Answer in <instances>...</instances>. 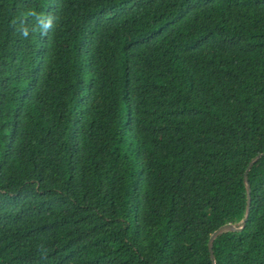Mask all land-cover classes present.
<instances>
[{"label": "trees", "instance_id": "16d2710c", "mask_svg": "<svg viewBox=\"0 0 264 264\" xmlns=\"http://www.w3.org/2000/svg\"><path fill=\"white\" fill-rule=\"evenodd\" d=\"M263 152L264 0H0V264H211ZM247 177L215 264H264Z\"/></svg>", "mask_w": 264, "mask_h": 264}, {"label": "water", "instance_id": "95a60500", "mask_svg": "<svg viewBox=\"0 0 264 264\" xmlns=\"http://www.w3.org/2000/svg\"><path fill=\"white\" fill-rule=\"evenodd\" d=\"M264 157V152L261 153V154H258L257 156H255L247 170H246V173H245V183H246V209H245V217H244V220L242 221V224L240 225V227H235L231 224H226V225H223L219 228H217L212 234H211V238H210V241H209V244H208V252H209V258H210V261H211V264H215V259H214V256H213V253H212V248H213V242L215 240V238L223 233V232H227V231H239L241 229H243V227L245 226V223H246V220L248 218V214H249V210H250V191H251V187L248 183V177H247V174L248 172L251 170V168L253 167V165L255 164V162H257L260 158Z\"/></svg>", "mask_w": 264, "mask_h": 264}, {"label": "clouds", "instance_id": "9594fccd", "mask_svg": "<svg viewBox=\"0 0 264 264\" xmlns=\"http://www.w3.org/2000/svg\"><path fill=\"white\" fill-rule=\"evenodd\" d=\"M35 18L36 28L40 31L41 35H46L50 30L54 28L55 17L52 15L42 16L35 12L31 13ZM30 26L21 24V27L17 29L24 38H28L31 31Z\"/></svg>", "mask_w": 264, "mask_h": 264}]
</instances>
